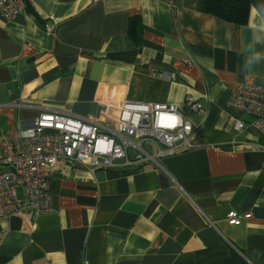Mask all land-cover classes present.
Instances as JSON below:
<instances>
[{
  "label": "crops",
  "instance_id": "0c3cea01",
  "mask_svg": "<svg viewBox=\"0 0 264 264\" xmlns=\"http://www.w3.org/2000/svg\"><path fill=\"white\" fill-rule=\"evenodd\" d=\"M100 84L179 106L191 148L162 168L62 166L53 212L0 218V264H264V136L236 131L228 107L238 86L264 87V0H250L244 25L203 0H34L30 15L0 16V136L31 129L44 109L102 122Z\"/></svg>",
  "mask_w": 264,
  "mask_h": 264
},
{
  "label": "built area",
  "instance_id": "2783aa9c",
  "mask_svg": "<svg viewBox=\"0 0 264 264\" xmlns=\"http://www.w3.org/2000/svg\"><path fill=\"white\" fill-rule=\"evenodd\" d=\"M33 5L34 0H0V16L7 21L27 16ZM94 101L102 122L44 109L31 129L0 136V218L20 217L28 223L53 212L51 183L62 166L91 173L112 168L117 161L162 168V160L191 148L194 129L177 105L132 102L123 84L98 85ZM185 103L192 111H202L192 94ZM228 107L238 117L236 131L251 128L264 136V87L238 86ZM241 218L236 211L228 215L231 224Z\"/></svg>",
  "mask_w": 264,
  "mask_h": 264
},
{
  "label": "trees",
  "instance_id": "16d2710c",
  "mask_svg": "<svg viewBox=\"0 0 264 264\" xmlns=\"http://www.w3.org/2000/svg\"><path fill=\"white\" fill-rule=\"evenodd\" d=\"M207 13L217 16L227 22L244 25L247 23L250 0H203ZM141 19L132 17L130 20V36L138 43Z\"/></svg>",
  "mask_w": 264,
  "mask_h": 264
},
{
  "label": "clouds",
  "instance_id": "9594fccd",
  "mask_svg": "<svg viewBox=\"0 0 264 264\" xmlns=\"http://www.w3.org/2000/svg\"><path fill=\"white\" fill-rule=\"evenodd\" d=\"M253 60L258 62L260 60V54H255L254 57H253Z\"/></svg>",
  "mask_w": 264,
  "mask_h": 264
}]
</instances>
